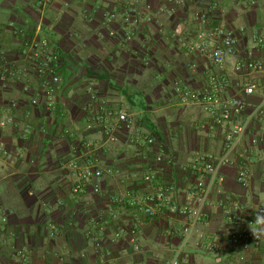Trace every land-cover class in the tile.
Wrapping results in <instances>:
<instances>
[{
  "label": "crops",
  "instance_id": "crops-1",
  "mask_svg": "<svg viewBox=\"0 0 264 264\" xmlns=\"http://www.w3.org/2000/svg\"><path fill=\"white\" fill-rule=\"evenodd\" d=\"M38 1L0 0V64L2 59L20 62L23 44L31 38L47 39L61 57L54 112L31 106L41 90L36 81L0 86V112L15 119L13 126L0 128V140L13 153L0 161V264H170L187 221L164 206L147 217L132 199L143 200L158 185L172 184L173 204H188L198 179L191 168L195 153H222L229 127L216 125L200 102L184 101L183 93L201 95L216 75L228 82L225 97L242 96L248 80L234 74L236 59L219 69L191 51L185 31L194 35L195 14L205 11L213 26L235 32L238 58L252 52L264 65V53L248 38H264V0H190L176 12L165 0H142L153 6V17L141 14L132 26L122 16L104 18L105 10H120L123 0H55L45 11ZM241 28L245 34L238 33ZM251 78L258 89L248 97L249 111L263 103L264 71ZM120 111L135 119L132 140L117 118ZM261 134L264 114L236 149L235 158L245 148L248 158L221 171L225 181L212 193L197 228L207 241L227 246L234 223L264 206V145H251ZM72 161L103 170L100 193L92 184L72 192L78 177L63 169ZM240 167L249 171L244 184L237 181ZM150 175L154 179L147 183ZM240 255L230 248L207 252L194 237L181 264H264V236L244 261Z\"/></svg>",
  "mask_w": 264,
  "mask_h": 264
},
{
  "label": "built area",
  "instance_id": "built-area-1",
  "mask_svg": "<svg viewBox=\"0 0 264 264\" xmlns=\"http://www.w3.org/2000/svg\"><path fill=\"white\" fill-rule=\"evenodd\" d=\"M84 1V0H81ZM190 0H165L169 5V11L176 12L188 6ZM55 0H39L38 7L40 10H47ZM154 8L151 4L143 3L142 0H123L120 5V10L107 9L104 11L106 21L116 20L122 16L127 26L137 25L141 14L148 15V20L153 17ZM197 26L193 30L187 29L185 32L184 41L188 42L191 51H197L210 59L212 64L219 69L226 67L231 58L236 59L233 72L235 75L247 76L243 95L225 97L227 91V80L213 75L210 77L209 85L203 90L199 96H193L191 91L183 93L184 101H189L195 98V101L200 102L205 112L214 118V123L218 126H228L224 139V149L219 155H207L197 152L192 161V171H194L198 179L195 187L188 195V204L182 207H176L173 204V194L176 188L172 184L158 185L152 195L143 200L132 199V205L142 207V212L147 217L157 215L158 209L161 206L167 207L170 213L179 216L187 221L181 231L182 243L177 249L170 261V264H181L183 259L184 249L193 240L194 237L200 241L207 252L222 253L230 249H239L241 255L240 261H244V254L259 246L262 237L255 239L249 228L256 227L251 223L254 217L245 219L243 222H235V227L232 228L228 235V245H220L214 241H207V235L204 232L198 231V226L205 217L204 209L210 203V198L216 187L224 183V177L221 171L224 168L238 166V161L242 158L247 159L249 150L243 149L239 156L235 158L237 147L242 143L243 137L252 128L257 118L264 114V87H263V103L254 107L249 111L248 97L254 95L258 89V84L251 78V75L256 72L264 71V65L254 59L252 52H248L246 56L238 58V39L234 31H229L222 26H213V20L209 13L201 11L195 14ZM239 34H245L244 28L239 29ZM133 31L126 34L127 40H132ZM196 38V39H195ZM248 38L255 47L264 53V38L249 34ZM2 56V55H0ZM20 62L19 61L4 62L0 64V86L9 88L19 82L29 83L36 81L40 84V94L33 97L30 104L32 107H41L42 110L54 112L56 104L53 99V94L60 87L61 79L59 69L61 65V57L56 52L54 47L45 38L27 39L22 47ZM180 90V89H179ZM42 93V94H41ZM45 95L43 101L41 96ZM13 108H17V103L13 102ZM109 115H112L110 112ZM118 120L124 124L125 128L131 134L130 139H133L136 131L135 119L129 117L125 111H120L117 115ZM15 119L12 114L8 116L2 115L0 112V128L13 126ZM22 133H28V126L23 127ZM148 144H153L154 139H148ZM251 145H264V135H256L251 139ZM84 146H88L85 144ZM13 153L7 149L4 141L0 140V161L12 159ZM162 158H158L159 163ZM63 169L68 173H72L78 177L72 192L78 194L83 191L88 184L93 185L95 193H100V181L103 177V170L96 165L82 166L77 161L66 163ZM249 178V171L246 167H240L238 171L237 181L244 184ZM153 175L145 177L147 183H152ZM122 200H120L121 202ZM119 202V201H118ZM264 208L260 205L256 208L257 212ZM119 230L116 233V238H119ZM52 236L54 233L51 234ZM133 239L136 238L137 232L135 229L130 231ZM91 237V233H89ZM93 239V237H91ZM115 238V239H116ZM19 256L27 259L23 252H19Z\"/></svg>",
  "mask_w": 264,
  "mask_h": 264
},
{
  "label": "clouds",
  "instance_id": "clouds-1",
  "mask_svg": "<svg viewBox=\"0 0 264 264\" xmlns=\"http://www.w3.org/2000/svg\"><path fill=\"white\" fill-rule=\"evenodd\" d=\"M251 223L256 225L254 228H249L253 237L259 239L264 236V208L257 212Z\"/></svg>",
  "mask_w": 264,
  "mask_h": 264
}]
</instances>
